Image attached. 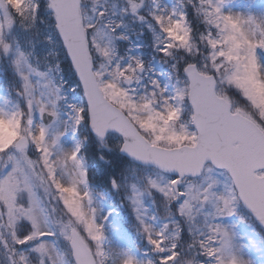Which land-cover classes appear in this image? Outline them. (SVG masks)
Returning <instances> with one entry per match:
<instances>
[{"label":"snow or ice","instance_id":"6c2138e0","mask_svg":"<svg viewBox=\"0 0 264 264\" xmlns=\"http://www.w3.org/2000/svg\"><path fill=\"white\" fill-rule=\"evenodd\" d=\"M0 264H264V0H0Z\"/></svg>","mask_w":264,"mask_h":264}]
</instances>
